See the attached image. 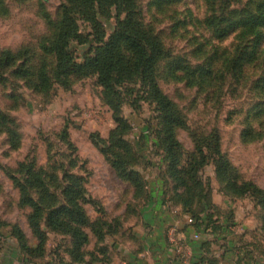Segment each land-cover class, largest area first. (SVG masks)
<instances>
[{
  "label": "rangeland",
  "instance_id": "rangeland-1",
  "mask_svg": "<svg viewBox=\"0 0 264 264\" xmlns=\"http://www.w3.org/2000/svg\"><path fill=\"white\" fill-rule=\"evenodd\" d=\"M159 1L162 7L158 6ZM65 2L68 0H0V53L27 50L26 56L13 66L0 69V114L4 113L13 120V126L21 136L20 147L14 149L7 135L0 132V263L4 264H18V256L23 264H58V258L66 255V248L72 244L71 235L48 228L46 214L40 220L45 239L42 257L27 251L26 256L23 255L21 243L11 237L16 225L31 247L36 248L40 243L28 220L32 209L19 205V189L11 179V174H17L19 162L28 155H37L39 164L49 171L54 166L58 168L52 172L58 178L49 180L47 185L58 205L65 202V190L71 181L67 176L75 174L83 178L87 200L83 201L85 213L92 221L99 219L106 232L105 239L100 241L92 229L84 228L89 235L85 249L90 252V261L93 260L91 253L102 260L108 252L112 255L122 248L128 251V247L137 250L141 238L151 233L149 223L155 224L167 214L163 208L161 211L158 207H151L157 201L170 205L169 208L181 209L182 214L174 219L178 225L192 221L191 215L184 213L181 206L170 198L175 183L168 171L166 151L159 145L160 118L155 104L147 99L138 83H126L119 88L122 98L119 116L130 125L124 138L133 150L128 167L139 173L133 184L118 175L113 166L114 159L105 153L108 144L103 140L109 139L117 123L113 110L104 102L102 87L97 84L96 77H73L70 87L55 84L49 92L39 93L29 84L32 78L20 74L25 68L36 70L43 62L53 74L54 56L45 54L39 46L42 38H54L53 22L59 21ZM248 2L231 0L232 7L237 9L244 8ZM141 5L147 22L163 33L162 38L172 50L171 60L163 62L160 68L162 89L186 115L190 130L201 135L216 129L221 137L222 151L238 169L241 179L264 189V139L245 142L242 138L248 111L264 99V95H260L252 81L243 83L238 94L235 91L237 86L230 85L228 80L223 92L211 93L209 88L202 90L196 85L187 86L185 82L174 80L168 73L172 63L184 61L182 65H188L203 61L204 56L192 51H196L194 48L202 37L211 36L200 22L207 15L205 2L175 0L168 4L163 0H141ZM104 23L110 33L114 19ZM79 24L83 34L91 31L87 22L80 20ZM175 25H178L176 30ZM232 42L233 35L222 44L230 47ZM217 44H220L219 39L214 37L212 45ZM89 47L90 43L74 42L75 58L82 60ZM254 125L260 129L257 122ZM190 130L179 128L176 132L186 152L194 150ZM65 133H68L70 142L64 139ZM201 178L204 189L210 190L213 213L221 221H226L229 232L225 239L208 235L214 254L220 249H229L227 255L233 253L231 264H264V213L261 206L251 197L235 198L226 194L225 184L217 177L212 163L202 169ZM166 199L171 201L165 203ZM169 211L174 215L172 209ZM167 230L171 243L176 246L185 244L176 226L171 224ZM198 237L194 235V238ZM230 239L235 242L228 244ZM105 251L107 253H102ZM185 251L190 257L189 251ZM99 263L110 264L107 261Z\"/></svg>",
  "mask_w": 264,
  "mask_h": 264
},
{
  "label": "trees",
  "instance_id": "trees-1",
  "mask_svg": "<svg viewBox=\"0 0 264 264\" xmlns=\"http://www.w3.org/2000/svg\"><path fill=\"white\" fill-rule=\"evenodd\" d=\"M163 1L168 4L175 2ZM203 2L207 6V15L200 22L211 36L196 41V51H192L195 55L204 56L203 61L188 65H182L184 61L172 63L169 76L185 82L187 86L196 85L202 90L209 88L211 93L223 92L228 80L230 85L237 86L235 91L238 94L243 83L252 81L260 95H264V0H249L241 9L232 7L231 0ZM158 4L159 7L163 6L160 1ZM111 19H114L115 24L108 33L104 22ZM80 20L91 27L88 34L81 32ZM53 25L54 38H42L39 46L45 54L54 56L53 74L46 62L36 70L25 68L20 74L32 78L29 84L39 93L49 92L55 84L70 87L73 77H96L97 84L102 87L104 102L113 110L117 123L109 139L103 140L108 144L105 153L114 159L113 166L118 175L133 184L136 183L135 177L139 173L128 167L133 150L124 138L130 125L119 116L122 105L119 88L127 85L126 83H138L147 99L155 104L160 118L159 145L166 151L168 171L175 183L173 196L170 195V198L181 206L184 213L191 215L189 226L199 236L197 239L192 237L191 240L193 248L199 249L200 253L195 259H190V264H218L208 235L225 239L229 232L226 221H221L212 211L210 190L204 189L201 178L202 169L208 164H214L217 177L225 184V193L235 198L251 197L261 206L263 213L264 189L252 181L241 179L238 169L223 153L221 137L216 129L201 135L190 130L186 115L162 89L160 68L163 62L171 60L172 50L162 38L163 33L145 19L141 0H68L62 4L59 21L53 22ZM183 25L187 26L186 23ZM177 28L178 25H175L174 30ZM232 35L231 46L223 45L222 42ZM214 37L219 39L220 44L212 45ZM74 42L90 43L82 60H77L74 56ZM26 52V49L1 52L0 69L13 66L18 59L26 56ZM263 116L264 99H261L247 113L246 127L242 132L245 142L264 139V130L261 129L264 127ZM256 122L260 129L255 127ZM179 128L190 130L193 151L184 150L176 134ZM0 132L7 135L12 148L20 147L21 136L13 126V120L4 113L0 114ZM64 139L70 142L68 133L64 134ZM57 169L54 166L49 171L40 165L35 154L28 155L24 161L19 162L17 174H11V179L19 189V205L32 209L28 220L40 243L36 248L31 247L22 230L16 225L11 237L17 238L21 243L23 255L26 256L27 251L42 257L45 252V239L43 230H40V220L46 214L49 229L72 236V244L66 248V255L58 258V264L109 262L108 254L101 260L91 253L93 260L88 259L90 252L85 247L89 243V235L84 228L92 229L100 241L105 239L106 232L99 219L92 221L85 213L83 201L87 200L83 178L75 174L67 176V180L71 181L65 190V202L58 205L47 187L49 180L58 178L52 173ZM174 196L178 198L175 199ZM168 200L170 199H166L165 203ZM92 204L97 205V202L92 201ZM1 248L2 244L0 250ZM179 261L184 264L182 260Z\"/></svg>",
  "mask_w": 264,
  "mask_h": 264
},
{
  "label": "crops",
  "instance_id": "crops-1",
  "mask_svg": "<svg viewBox=\"0 0 264 264\" xmlns=\"http://www.w3.org/2000/svg\"><path fill=\"white\" fill-rule=\"evenodd\" d=\"M169 206L170 205H165L164 202L162 204V202L160 203L158 201L157 203L152 204L151 207L153 209H156V207H158V210L161 211H163L164 209L165 211L163 212L166 213L167 211V214H165L162 219H159L157 222H155V224L149 223V226H151L152 228L151 233L148 235V237L141 238V243L139 242V244L141 245L137 250L128 247V251H125L122 248L120 249V252H118L117 250V252H114L112 255H110L109 252L108 261L110 262V264H181L176 251L177 249L175 248L174 244L170 242V239L167 236V227L171 226V224H173V226H176L177 231L181 236V241L185 240L186 248L190 254V259H195L196 256L200 253V250L196 249V247L193 248V245L191 243V240H193L196 232L191 226H189V220L184 222L182 225H178V223L174 219L177 218L179 214H182L181 209H179L178 207H175L173 209L172 207L169 208ZM170 209L173 210V212L171 213L174 215H171L169 213ZM232 242L235 241L230 239L228 244H232ZM225 244L227 245L226 242ZM226 245L224 247H226ZM228 250L229 249L223 251L222 249H220L219 253L215 252L216 257L219 261L218 264H231L232 259L230 258L231 256H233V253H229L227 255L226 251ZM16 260L18 264H23V260L21 259V257L18 256ZM188 264H190V260Z\"/></svg>",
  "mask_w": 264,
  "mask_h": 264
},
{
  "label": "built area",
  "instance_id": "built-area-1",
  "mask_svg": "<svg viewBox=\"0 0 264 264\" xmlns=\"http://www.w3.org/2000/svg\"><path fill=\"white\" fill-rule=\"evenodd\" d=\"M175 248L177 249L178 251V256H179V259L183 261L184 264H188L189 263V255L187 254V252L185 251L186 248V244L184 243H178V245L176 246L175 243H173Z\"/></svg>",
  "mask_w": 264,
  "mask_h": 264
}]
</instances>
